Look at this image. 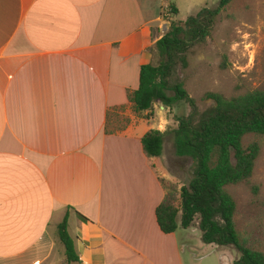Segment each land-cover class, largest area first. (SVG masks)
<instances>
[{"label":"crops","instance_id":"crops-1","mask_svg":"<svg viewBox=\"0 0 264 264\" xmlns=\"http://www.w3.org/2000/svg\"><path fill=\"white\" fill-rule=\"evenodd\" d=\"M162 1L0 0V264H66L64 216L70 264H182L178 229L164 235L154 218L174 180L163 140L156 158L139 143L164 131L157 104L103 133L152 64Z\"/></svg>","mask_w":264,"mask_h":264},{"label":"trees","instance_id":"trees-1","mask_svg":"<svg viewBox=\"0 0 264 264\" xmlns=\"http://www.w3.org/2000/svg\"><path fill=\"white\" fill-rule=\"evenodd\" d=\"M230 1L217 0L214 8L202 9L183 23L170 21L166 32L150 49L157 64L140 66L137 87L126 91L125 99L134 114L150 113L155 104L170 109L177 102H184L190 109L186 117L176 119V126L170 131L173 155L192 162L190 178L179 188L177 199L175 193L172 197L165 193L156 206L154 218L159 232L167 235L188 229L197 219L201 243L233 250L238 257L232 264H264V254L248 248L237 234L233 223L235 203L225 191L251 177L258 145L253 142L243 147L242 140L246 136L264 137V91L253 90L228 99L206 94L203 99L211 104L197 113L193 100L173 80L176 63L186 66V51L204 42L216 17ZM169 11L176 15L173 6H169ZM109 115L106 111L105 135L115 132L107 130ZM165 134L149 130L140 138L146 157L160 156ZM55 237L63 248L65 263L77 262L66 233L65 216L55 227Z\"/></svg>","mask_w":264,"mask_h":264},{"label":"rangeland","instance_id":"rangeland-1","mask_svg":"<svg viewBox=\"0 0 264 264\" xmlns=\"http://www.w3.org/2000/svg\"><path fill=\"white\" fill-rule=\"evenodd\" d=\"M216 2L163 0L160 4L164 7L162 20L166 22L163 32H166L170 21L183 23L202 9L214 8ZM169 6L176 9V15L170 14ZM185 62L184 68L176 63L173 80L180 83L193 100L197 113L211 104L203 99L206 94L228 99L253 90L264 91V0H231L216 17L204 42L186 51ZM156 64L157 57L152 54V65ZM158 106H154V112L159 115L158 123L166 132L163 137L165 159L162 170L169 179L174 178L170 180L172 182L161 181V185L165 193L172 197L173 192L174 199H177L179 188L186 185L190 178L192 162L188 158H174L170 131L175 128L176 119L186 117L190 109L184 102H177L170 109ZM122 113L136 116L131 110L112 111L107 120V130H120L126 125L128 118ZM149 123L155 128V120ZM253 142L258 145V155L250 179L228 186L225 191L235 203L233 223L240 239L248 248L264 254V137L246 136L242 146ZM196 223L197 219H194L190 228L176 231L182 244V264H232L237 254L230 248L201 243Z\"/></svg>","mask_w":264,"mask_h":264}]
</instances>
